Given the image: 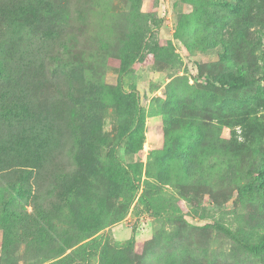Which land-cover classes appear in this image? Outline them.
<instances>
[{
  "label": "rangeland",
  "instance_id": "obj_1",
  "mask_svg": "<svg viewBox=\"0 0 264 264\" xmlns=\"http://www.w3.org/2000/svg\"><path fill=\"white\" fill-rule=\"evenodd\" d=\"M58 3L61 12L52 11L59 10L53 0L38 7L37 34L0 24L6 72L30 83L20 99L41 113L40 121L13 129V140L30 138L24 167L11 148L0 173V188L12 199L21 189L46 198L27 202L26 224L36 229L35 208L52 209L63 199L62 182L85 179V141L96 165L79 204L82 216L98 217L96 236L112 252L134 239L114 264H264V254L238 241L251 245L264 236V192L239 191L264 160V83L230 92L207 79L236 72V62L263 73L264 0H247L238 15L227 6L238 0ZM49 15L55 28L41 20ZM46 26L69 51L44 38ZM224 44L229 63L220 60ZM201 91L215 106L192 108ZM196 114L198 133L187 126ZM36 152L41 163L32 161ZM143 194L150 210L139 201ZM53 214L59 227L70 228L60 222L71 215L66 206ZM79 227L74 223L73 232ZM3 234L0 264H50L64 248L61 240L39 245L31 234L3 250Z\"/></svg>",
  "mask_w": 264,
  "mask_h": 264
},
{
  "label": "trees",
  "instance_id": "obj_2",
  "mask_svg": "<svg viewBox=\"0 0 264 264\" xmlns=\"http://www.w3.org/2000/svg\"><path fill=\"white\" fill-rule=\"evenodd\" d=\"M53 1L59 10L52 8V11L59 12L61 8L59 7L58 0ZM246 2L247 0H238L237 5L228 4L227 6L232 10L233 14L238 15L243 8V4ZM45 5H47L45 4V0H0V24L6 23L9 26V30L13 28L17 33L28 30L29 34H37L40 31L37 24L41 17L38 7ZM41 20L47 21V23L53 25L54 28L59 24L55 21V15H49V17L41 18ZM46 27L47 31H42L44 38L50 39L52 45L56 44L62 46L69 51V44H61L60 36L49 29L48 26ZM224 27L225 25L223 28ZM224 50L225 51L220 55V60L221 62L229 63L232 61V56L230 55L231 50L226 44H224ZM7 60L8 58L3 53H0V173L7 171L5 163L9 161L8 152L11 148L14 153L13 155H16L18 162L22 164L21 166L24 167L23 164L28 161L29 158L27 154V140L30 138H16L17 141L13 140L15 139L13 136V129L20 128V126L27 127L31 119L34 120V122H38L41 119V113L38 112L39 115L36 114L35 106L30 104L26 98L20 99L22 96L26 97V89L29 87L30 83L27 82L24 77H21V75L16 76L15 71H13L14 74H8L6 72ZM236 63L237 65H234L237 68L234 73L226 72L218 74L215 77L207 75L210 85L215 88L224 89L225 91L236 92L254 87L261 81L264 83V70L263 73H260L259 77H257L256 73H249L245 70L246 65L244 63ZM201 93V97L195 95L193 98L192 103L194 105L192 104V108L197 109L196 106L198 104H202L205 108L211 107L212 104L215 106L214 101L207 97L210 96L209 94L204 95L202 91ZM227 103H224L223 106H219V108H223ZM210 111L211 110H208L206 112L209 113ZM197 118V114L193 115V118L190 117V120L187 122L188 130L194 133H198L200 130L199 120H197ZM84 129L86 130V136L91 133V126L87 119L86 128ZM21 130H23V128H21ZM8 131L10 133H8ZM14 142L15 144L12 146ZM82 145L87 149L85 153L88 155L86 162H83V164H86L87 169L86 174L82 176L85 177V179L79 181V178L72 177L65 186L62 182L64 191L60 192L61 190H58L57 193L63 196V201L58 200L55 202V206H53L52 209L46 207L44 211L42 207L35 208L39 215H31L33 217L32 222L38 221L37 225H35L36 229L33 230L31 229L33 227L32 225L26 224L30 215L28 213L29 210H27V202L44 200L46 199L44 195L37 190L33 193L32 191L27 192L25 189H21L17 190V192H19L17 198H20L17 200L14 196H12L13 199L7 196L8 190L4 187L0 188V205L4 207L0 215V229L4 231L3 250L10 248L15 242H20L21 237H27L32 234L34 240L39 242V245L53 246L59 244L58 240H61L60 243H64V248H61L54 257L48 258L49 260L47 261H51L50 264H92L91 260L93 259L98 260V264H114L113 262L118 260L117 257L122 256L126 249L133 247L134 239L131 238L126 243V246L123 247L124 250L120 248L112 252L107 242H103L99 236H96L102 230L98 225V217L95 215L93 216L91 213L82 216L84 213H82L79 204L82 199L87 197L86 195H89L91 187L89 185L90 181L88 180V175L91 174L93 166L96 165L95 159L90 158L93 146L87 145L85 141ZM32 161L34 163H41V157L37 152ZM23 173L26 175V172ZM250 174H254V177L249 183L241 186L239 191L241 193L251 191L264 192V160L261 166L251 170ZM25 177L21 176L20 179L25 180ZM139 201L150 210L146 195L143 194ZM17 202H19V204L14 206ZM65 206L71 212V215L65 216L60 222L66 225L70 224V228L59 227L55 222L56 215L53 214ZM19 207L20 212L17 213L16 209ZM77 217H79L80 221ZM74 223L80 226L76 232L72 230ZM18 224L19 226L17 228ZM238 241L254 255L259 256L264 254V236L261 237L258 243L251 245L240 239H238Z\"/></svg>",
  "mask_w": 264,
  "mask_h": 264
}]
</instances>
